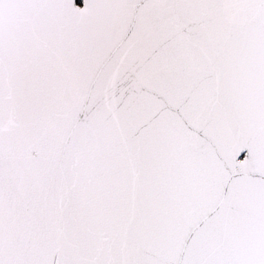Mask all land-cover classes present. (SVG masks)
Wrapping results in <instances>:
<instances>
[{"label": "snow or ice", "instance_id": "6c2138e0", "mask_svg": "<svg viewBox=\"0 0 264 264\" xmlns=\"http://www.w3.org/2000/svg\"><path fill=\"white\" fill-rule=\"evenodd\" d=\"M0 264H264V0H0Z\"/></svg>", "mask_w": 264, "mask_h": 264}]
</instances>
